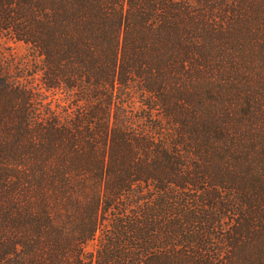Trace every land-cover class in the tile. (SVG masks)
<instances>
[{
    "label": "trees",
    "instance_id": "1",
    "mask_svg": "<svg viewBox=\"0 0 264 264\" xmlns=\"http://www.w3.org/2000/svg\"><path fill=\"white\" fill-rule=\"evenodd\" d=\"M0 37V264H264V0H0Z\"/></svg>",
    "mask_w": 264,
    "mask_h": 264
},
{
    "label": "rangeland",
    "instance_id": "2",
    "mask_svg": "<svg viewBox=\"0 0 264 264\" xmlns=\"http://www.w3.org/2000/svg\"><path fill=\"white\" fill-rule=\"evenodd\" d=\"M15 58L17 61H26L28 65L31 63V56L28 53L27 46L9 37H0V58ZM101 231L97 232L95 237L90 240L85 249L87 252H93L99 243Z\"/></svg>",
    "mask_w": 264,
    "mask_h": 264
}]
</instances>
